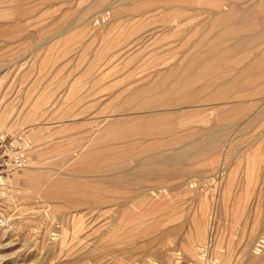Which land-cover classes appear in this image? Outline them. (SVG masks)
<instances>
[{"label":"rangeland","instance_id":"obj_1","mask_svg":"<svg viewBox=\"0 0 264 264\" xmlns=\"http://www.w3.org/2000/svg\"><path fill=\"white\" fill-rule=\"evenodd\" d=\"M92 1L0 0L3 131L42 148L0 187V264H203L202 216L226 264H264V0Z\"/></svg>","mask_w":264,"mask_h":264},{"label":"bare ground","instance_id":"obj_2","mask_svg":"<svg viewBox=\"0 0 264 264\" xmlns=\"http://www.w3.org/2000/svg\"><path fill=\"white\" fill-rule=\"evenodd\" d=\"M94 1V0H93ZM92 1V2H93ZM210 1V0H209ZM217 1V0H216ZM205 2H207V1H205ZM212 2V1H211ZM221 2V1H220ZM214 3H215V0H214ZM223 3V2H222ZM221 4V3H220ZM213 6H214V4H213ZM219 6V5H218ZM221 6V5H220ZM214 8H217L216 6L214 7ZM222 8V7H221ZM221 10V9H220ZM222 10H223V8H222ZM216 11H219L218 10V8H217V10ZM95 20V19H94ZM199 58V57H198ZM197 58V59H198ZM230 65V64H229ZM182 66V65H181ZM245 66V65H244ZM172 67V66H171ZM180 67V66H179ZM197 68V67H196ZM197 70V69H196ZM203 89V88H202ZM46 95H44V96H42L36 103V105H33V107H32V109H31V107H30V109L29 110H31V111H29V112H33V113H35L37 110H39L40 109V104L43 102V101H45V100H47L48 98H46L45 97ZM48 97V96H47ZM29 108V107H28ZM28 108H26V110H28ZM42 108V107H41ZM159 111V110H158ZM19 112V111H18ZM24 112V111H23ZM25 112H27V111H25ZM39 112V111H38ZM28 113V112H27ZM29 114H31V113H29ZM8 113L6 114V113H4V114H2L1 116H0V132H4L3 130L4 129H6V123L8 122L7 121V119H8ZM23 115H24V113H23ZM23 115H22V117H23ZM32 115H35V114H32ZM28 116H30V115H28ZM27 116V117H28ZM26 117V118H27ZM24 121H23V119L21 120L20 118L19 119H16L15 120V122L12 124V125H10L9 126V129H10V131H19L18 130V126L19 127H21L22 125V123H23ZM17 127V128H16ZM36 128V127H35ZM34 130L32 129V130H30L29 132H26V133H24L23 132V130L22 131H20L21 133H22V135L25 137V150H24V152H25V154H27L28 155V159H27V161H26V163L24 164V165H21L20 167H18V168H14V169H12L11 170V173L8 175V176H6V177H4L1 181H0V187H1V190H2V192H3V199H9L8 201H5L4 202V207L5 206H7L8 205V207H10L9 206V203H10V201H12L13 199H15L16 197H15V195H13V194H11V188H19V189H22L18 184H19V182H20V180L21 179H23V178H26L27 176L30 178V179H35V177H36V175H35V172H36V170H37V168L38 167H40V165L39 166H37L38 164H39V162H35V160L36 159H34L35 157L33 156V155H35L36 153H38L39 152V150L40 149H42L41 147L40 148H38L34 143H35V141H36V138H35V134H34V132H33ZM50 133V132H49ZM51 139V138H50ZM209 143V142H208ZM212 143V142H211ZM49 144H50V142H49ZM48 144V145H49ZM44 145V144H43ZM42 145V146H43ZM51 145V144H50ZM52 145H53V143H52ZM55 145V144H54ZM184 145H186V144H184ZM203 146H205V145H203ZM202 146V147H203ZM206 146H207V144H206ZM182 147H184V146H182ZM187 147V146H186ZM196 147V146H195ZM201 147V146H200ZM38 148V149H37ZM49 148V147H48ZM185 148V147H184ZM196 148H198V147H196ZM204 148V147H203ZM43 149H45V147L43 148ZM46 149H47V147H46ZM199 150V149H198ZM133 152V151H132ZM84 153H85V151H84ZM193 153H195V152H193ZM161 154V153H160ZM163 154V153H162ZM181 155L182 153H178V154H175V152H174V154L173 155ZM157 155L158 156H160L159 155V153H157ZM170 155V154H169ZM172 154L170 155V158H171V156L172 157H174ZM29 156H30V159H29ZM147 156L148 155H146V158H147ZM154 156V158H156L155 157V155H153ZM164 156V155H163ZM168 156V155H167ZM152 157V156H151ZM146 158L144 159V161H147L146 162V164L147 165H149V164H151V163H149V161H150V159L149 158H147L148 160H146ZM169 158V157H168ZM261 158V157H260ZM110 159V158H109ZM153 159V158H152ZM159 159H161V161H163L164 159L163 158H159ZM172 160L174 159V158H171ZM171 159H170V161L169 162H171ZM45 160H47V159H45ZM115 160V159H114ZM113 160V161H114ZM167 160V159H166ZM176 160V159H175ZM104 161V160H103ZM109 161H111V160H109ZM109 161H106V162H109ZM130 161V160H129ZM138 161H140V160H138ZM143 161V162H144ZM157 161H158V159H157ZM155 162V164L157 163V164H159L160 162ZM165 161V160H164ZM167 162H168V160H167ZM99 163V162H98ZM102 163V162H101ZM117 163V162H116ZM149 163V164H148ZM153 163H154V161H153ZM152 163V164H153ZM164 163V162H163ZM163 163H162V165H163ZM104 164V163H103ZM137 164V163H136ZM139 164V163H138ZM142 164V163H141ZM171 164H173V162L171 163ZM170 164V165H171ZM143 165V164H142ZM146 165V166H147ZM174 165V164H173ZM110 166V165H109ZM146 166H142L141 167V169H142V171L144 172V173H146V171H147V167ZM156 166V165H155ZM169 166V165H168ZM44 167V166H43ZM99 167V166H98ZM130 167H132V166H130ZM140 167V164H139V166H136L135 168H134V170L132 171H130V170H125V169H123V170H119V172H117V173H114V175H113V177H116V178H127V176H129V175H131V174H135V175H137V174H139V168ZM160 167V166H159ZM106 168H108V166L106 167ZM161 168V167H160ZM222 168V167H221ZM122 169V168H121ZM133 169V168H132ZM153 169V168H152ZM21 170H23L22 171V173H19V171H21ZM41 170V169H40ZM102 170H103V168H102ZM151 170V169H150ZM150 170H148L147 172H149ZM155 170V168L153 169V171ZM156 170H158V169H156ZM161 170V169H160ZM163 170V169H162ZM108 171V170H107ZM106 171V172H107ZM138 171V172H137ZM141 171V170H140ZM142 171L140 172L141 174H144V173H142ZM152 171V170H151ZM110 172V171H109ZM137 174H136V173ZM155 172V171H154ZM174 173V172H173ZM211 173H214V172H210V174ZM231 173V172H230ZM171 174V173H170ZM175 174V173H174ZM177 174V173H176ZM12 175H13V177H12ZM179 175H180V173H179ZM63 176V175H62ZM93 176V175H92ZM104 176H106V175H104ZM166 176V175H165ZM174 177V176H173ZM208 177V176H207ZM207 177H206V179H207ZM53 178V177H52ZM148 178V177H147ZM152 178V177H151ZM212 178V177H211ZM68 179V178H67ZM66 179V180H67ZM73 179V178H72ZM131 179V178H130ZM155 179V178H154ZM161 179V178H160ZM42 180V179H41ZM46 180V179H45ZM48 180V179H47ZM54 180V179H53ZM52 180V181H53ZM58 180H60V178H58L57 179V182H59ZM62 180V179H61ZM60 180V181H61ZM132 180H133V178H132ZM202 181V180H201ZM228 181H229V179H228ZM63 182H65V178H64V181ZM75 182V181H74ZM108 182V181H107ZM113 182H115V181H113ZM43 183H45V182H43ZM46 183H47V181H46ZM52 183H56V182H52ZM108 183H112V182H108ZM117 183V182H116ZM124 183H125V181H124ZM184 183H185V181H184ZM183 183V184H184ZM188 183V182H187ZM192 183V184H191ZM191 183H189L188 184V186L190 187L189 189H193V188H195V185L196 184H194L193 182H191ZM232 183V182H231ZM58 184V183H57ZM65 184V183H64ZM63 184V185H64ZM180 184H182V183H178V185H180ZM52 185V184H51ZM54 185V184H53ZM52 185V186H53ZM59 185V184H58ZM62 185V184H61ZM62 185V186H63ZM185 185V184H184ZM226 185V184H225ZM54 186H56V184L54 185ZM60 187V186H59ZM146 187V186H145ZM184 187V186H183ZM228 187V186H227ZM226 187V188H227ZM33 188V187H32ZM58 188V187H57ZM53 189H55L54 187H53ZM153 191L151 190L150 192H149V194H147V198H149L150 199V197H154V196H158L159 198H162V199H167V198H169L168 197V189L166 190L165 189V187L164 186H158L157 188L156 187H153ZM24 190V189H23ZM70 190V189H69ZM33 194H37L38 193V191H37V193H35L36 191H32V190H30ZM52 191V190H51ZM67 191V190H66ZM189 191H191V190H189ZM59 192V191H58ZM65 192V191H64ZM70 192H71V190H70ZM74 192V191H73ZM223 193H225V192H223ZM39 194V193H38ZM67 194V193H66ZM72 194V193H71ZM140 196V195H139ZM224 196V195H223ZM0 197H1V195H0ZM55 197V196H54ZM223 199H225V196H224V198ZM14 201V200H13ZM98 201H99V199H98ZM144 201H146V200H144ZM143 201V202H144ZM152 201V200H151ZM96 202V201H95ZM2 203H3V201H2ZM47 203V202H46ZM144 203H146V202H144ZM144 203H143V206H144ZM94 204V203H93ZM138 204V203H137ZM206 204V203H205ZM103 205V204H102ZM17 206V205H16ZM125 206V205H124ZM142 206V207H143ZM146 206V205H145ZM12 207V206H11ZM15 207V206H14ZM123 207V206H122ZM171 206H169V208H170ZM51 208V207H50ZM145 208V207H144ZM58 208H52V210L50 209V211H51V215H54V213H55V210H57ZM123 209H124V207H123ZM7 210H9V209H7ZM7 210H5V213H6V211ZM162 210H165V209H162ZM168 210V209H167ZM161 211V210H160ZM49 212V211H48ZM164 212V211H163ZM9 214V213H8ZM115 215V214H114ZM200 216V215H199ZM198 216V217H199ZM16 217V216H15ZM113 217V216H112ZM17 218V217H16ZM21 219V218H20ZM78 219V218H77ZM116 219V218H115ZM136 220V222H134ZM262 220V219H261ZM25 221V220H24ZM142 221V218H136V219H134L133 220V223H136L137 225H138V223L140 222V223H143V222H141ZM263 222V221H262ZM8 222L6 221L4 224H7ZM18 223V222H17ZM74 223V225H78L79 224V221L78 220H76L75 219V221L73 222ZM139 223V225H142V224H140ZM203 223H208L205 219H203V216H202V218H198V219H196L195 220V224H197L196 225V229H195V232L193 233L192 231V233H193V236H192V239H193V237H194V239L193 240H191V238L190 239H188V240H190L189 241V243L186 245V247L184 248V252H185V254L187 255V257H189L190 259H193V260H196V259H199V257L197 256L199 253L198 252H201V253H203L204 251H211V253H212V257H213V259L217 262V264H226V261L228 260V255H227V252H226V250H224L223 249V247L222 246H220L219 245V243L217 242V240L215 241V237L213 238L211 235H210V231H209V233L207 232V229H206V225H201V224H203ZM117 224V223H116ZM261 224V223H260ZM259 224V225H260ZM26 225H29V221H27L26 222ZM210 225V224H209ZM263 225H264V223H263ZM135 226V225H134ZM80 227V226H79ZM210 227V226H209ZM260 227V226H259ZM85 228V227H84ZM264 227H262V229H263ZM210 229V228H209ZM259 229H261V228H259ZM258 229V230H259ZM264 230V229H263ZM261 231V230H260ZM259 233V232H258ZM260 233H262V232H260ZM112 234H114V233H112ZM263 234H264V232H263ZM261 235V234H260ZM259 236V235H258ZM194 241H198V242H200L198 245H196V243H194ZM262 241L264 242V236L262 237V240H260V242L258 243V244H261L262 243ZM212 242H213V244H212ZM262 246V245H261ZM227 249V248H226ZM257 249V248H256ZM259 254V253H258ZM260 255V254H259ZM261 258H262V255L260 256ZM258 258H259V256H258ZM251 259H254L253 257L251 258ZM260 259V258H259ZM263 259H264V257H263ZM261 260V259H260ZM199 261H201V259H199ZM196 262V261H195Z\"/></svg>","mask_w":264,"mask_h":264},{"label":"built area","instance_id":"obj_3","mask_svg":"<svg viewBox=\"0 0 264 264\" xmlns=\"http://www.w3.org/2000/svg\"><path fill=\"white\" fill-rule=\"evenodd\" d=\"M25 137L19 131L0 132V181L11 173V170L24 165L28 159L25 154ZM7 219L0 216V223ZM203 264H217L212 257H207Z\"/></svg>","mask_w":264,"mask_h":264}]
</instances>
